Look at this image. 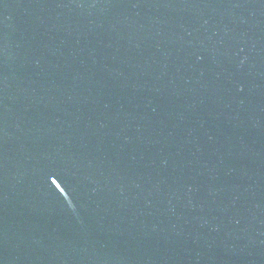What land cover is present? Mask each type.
<instances>
[{
    "label": "water",
    "instance_id": "obj_1",
    "mask_svg": "<svg viewBox=\"0 0 264 264\" xmlns=\"http://www.w3.org/2000/svg\"><path fill=\"white\" fill-rule=\"evenodd\" d=\"M0 264H264V0H0Z\"/></svg>",
    "mask_w": 264,
    "mask_h": 264
}]
</instances>
